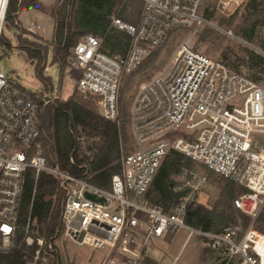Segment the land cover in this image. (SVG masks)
<instances>
[{
  "label": "built area",
  "instance_id": "1",
  "mask_svg": "<svg viewBox=\"0 0 264 264\" xmlns=\"http://www.w3.org/2000/svg\"><path fill=\"white\" fill-rule=\"evenodd\" d=\"M141 1L137 24L112 19V26L130 37L125 54L111 53L103 48V38L86 35L72 49L68 64L76 91L96 98L100 115L120 126L125 79L174 33L191 32L167 66L139 86L130 112L131 149L124 153L121 143V173L107 187L91 181L88 162L76 164L74 153L83 137L75 138L70 158L80 175L49 164L42 150L40 106L54 104L61 96L51 89L32 93L0 66V258L21 251L25 264H69L60 256L58 240L64 248L67 241L90 248L87 261L103 251L101 264H146L154 240L185 230L202 237L221 264H264V232L258 228L264 214V86L195 49L193 38L208 24L200 13L208 0ZM246 1L222 3L228 8ZM9 3L0 0V48ZM40 29L33 22L25 31L35 35ZM172 151L196 166L181 168L174 189L180 198L166 212L147 195ZM28 171L34 172L36 184L41 174L55 179L62 194L60 226L50 241L37 235L35 196L25 225H19ZM220 181L240 188L232 206L248 223L238 221L220 232L193 228L187 223L190 208L212 210L209 198L203 200L204 190ZM19 230L24 232L20 241Z\"/></svg>",
  "mask_w": 264,
  "mask_h": 264
},
{
  "label": "trees",
  "instance_id": "2",
  "mask_svg": "<svg viewBox=\"0 0 264 264\" xmlns=\"http://www.w3.org/2000/svg\"><path fill=\"white\" fill-rule=\"evenodd\" d=\"M66 1L57 0L55 5L47 9L39 0H10L6 20L12 27H19L14 21H17V13L20 10L34 8L43 12L48 11L56 21L52 42L54 63L58 64L62 71L69 64L72 49L86 35L103 38V48L111 53H126L130 37L112 26L113 16L124 0H75L71 21H68ZM250 4L248 16L236 28L237 34L248 42L255 39L257 28L264 26V0H252ZM205 13V18L210 20L212 16L208 11ZM122 19L126 20L127 17L124 16ZM4 44L11 49L9 41L2 37L1 45ZM20 44V47L27 51L29 58L35 63L38 78L49 86L50 78L44 76L45 60L49 51L47 43L37 45V42L21 37ZM161 49L154 51L150 58L130 75L132 80L138 76L145 78L149 76L147 70L157 67ZM262 63H264V58L254 55L249 61L252 69L256 68L264 72L260 68ZM253 78L258 81L257 77ZM132 80L121 92L120 126L106 121L95 109L78 102L74 97L67 101L48 104L45 107L44 113L39 114V120L43 135L42 150L50 165L59 166L72 174L80 175L82 171L77 166L88 162L93 175L91 181L103 187H107L112 178L121 173V143L124 146L130 141V136L126 132V124L130 119V102L133 99L130 92L133 87ZM83 136L86 140L78 146V151L74 153L77 166L72 165L70 158L76 146L75 138ZM90 139L93 140L92 143H89ZM183 166L195 167L196 164L180 152H170L147 195L150 203L161 206L167 212L172 205L178 202L181 194L174 189L176 178ZM35 186L36 193L34 194ZM219 186L221 187L220 198L212 210L202 205H193L190 208V215L187 219L190 226L195 229L220 232L225 226L237 223L239 218L243 219L245 224L248 223V218L237 214L232 206V201L240 192V188L229 181H220ZM34 196L32 216L39 225L37 235L50 241L60 226L62 213V194L59 192L57 181L47 174H41L36 184L34 172L26 173L20 226L26 223ZM258 228L264 232V214L259 220ZM23 236L24 232L19 230L18 241ZM0 260L5 264H25L26 262L21 251H14L10 256L0 258ZM146 264L158 263L147 261Z\"/></svg>",
  "mask_w": 264,
  "mask_h": 264
},
{
  "label": "rangeland",
  "instance_id": "3",
  "mask_svg": "<svg viewBox=\"0 0 264 264\" xmlns=\"http://www.w3.org/2000/svg\"><path fill=\"white\" fill-rule=\"evenodd\" d=\"M40 1L47 7H51L57 2V0ZM74 1H66V4L70 3V11L68 12L66 10L68 21H71ZM222 1L225 0H208L203 5L201 14L206 17L205 11H208L212 17L210 20L205 18L208 24L202 26L198 34L193 38L194 47L215 60L224 61L234 71L257 77L259 84L264 86V72L256 68L252 69L249 64L252 55L263 57L261 52H264V26L261 25L257 28L255 39L252 42L243 39L236 31L238 25L248 16L252 0H248L239 5H230L228 8L223 6ZM142 7L143 3L141 0H124L118 6L113 17H119L128 24H137L142 13ZM32 13L26 9L22 10L21 15L17 18L21 22L20 27H12L6 20L3 37L9 41L11 49L8 48L7 44L1 45L0 66L6 73L13 75L22 87L32 93H44L51 89L53 94H60L61 100H58L59 102L67 101L69 98L74 97L78 102L88 105L100 113L97 99L93 96L77 92L75 87L70 83L73 76L71 67L67 65L62 71L60 66L54 63V50L52 47L54 37L53 21L37 20ZM124 16L127 17L126 20L122 19ZM14 22L17 24V21ZM33 22H36L43 28V31H38V36L43 38L49 46L45 60L46 68L44 70V76L50 78L51 81L49 86H46L38 78L35 63L29 58L27 51L20 47L21 37L32 42H37V45H44L43 41L25 31ZM190 35L191 32L189 30H181L173 34L166 46L159 53L157 67L147 70L149 76L146 78L138 76L133 80L128 76L125 79L122 90L129 81H133V87L130 91L133 95V99L130 102V112L141 83L158 75L167 66L178 47ZM260 68L264 70V63H262ZM47 105L41 104L40 113H44ZM121 132L123 133V130ZM126 132L130 136V141L127 145H124V153L131 149L130 119L126 124ZM83 138L86 140L85 136ZM92 141L90 139L89 143H92ZM220 194L221 187L219 185L213 186L209 184L205 187L203 200L209 198L208 203L214 207L220 198ZM238 221L244 220L239 218ZM36 228L37 230L39 229L38 224H36ZM189 235L190 233L188 231L181 230L163 239L154 240L150 245V253L154 261L158 264H221L219 254L208 249L202 237L196 234ZM55 244H57L62 259L64 260L67 257L70 261L69 264H101L105 257V252H97L95 257L87 262L90 248L76 245L71 241L65 243V248L62 247L63 243L58 240L55 241ZM45 264H52V262L50 261Z\"/></svg>",
  "mask_w": 264,
  "mask_h": 264
},
{
  "label": "crops",
  "instance_id": "4",
  "mask_svg": "<svg viewBox=\"0 0 264 264\" xmlns=\"http://www.w3.org/2000/svg\"><path fill=\"white\" fill-rule=\"evenodd\" d=\"M40 1V0H39ZM41 2V1H40ZM42 3V2H41ZM43 4V3H42ZM47 9H49L50 7H47L45 4H43ZM52 7V6H51ZM26 10H28V11H31V12H33L32 14H33V16H35V18L37 19V20H47L48 22L49 21H53V23H54V34H55V30H56V21H55V19L50 15V13L48 12V11H46V12H43V11H40V10H37V9H34V8H31V9H26ZM21 12H22V10H20L18 13H17V18L21 15ZM44 16H47V17H44ZM17 23H18V25H19V27H20V25H21V22L19 21V19H17ZM36 23V22H35ZM40 26V25H39ZM41 27V26H40ZM38 31H43V28L41 27V29L40 30H38ZM38 31H37V33L34 35L35 37H37L38 39H40L41 41H43L44 43H47L43 38H41V37H39L38 35ZM53 39H54V37H53ZM170 236V235H169ZM150 262H156V261H154V259L152 258V256H151V259L149 260ZM88 262V261H87ZM157 263V262H156Z\"/></svg>",
  "mask_w": 264,
  "mask_h": 264
}]
</instances>
